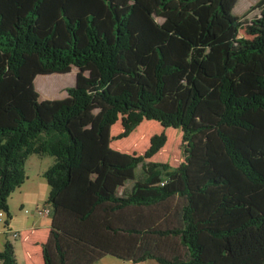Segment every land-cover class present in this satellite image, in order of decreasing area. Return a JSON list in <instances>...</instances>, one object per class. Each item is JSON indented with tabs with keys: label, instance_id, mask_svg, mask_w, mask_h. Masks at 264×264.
Returning <instances> with one entry per match:
<instances>
[{
	"label": "trees",
	"instance_id": "trees-1",
	"mask_svg": "<svg viewBox=\"0 0 264 264\" xmlns=\"http://www.w3.org/2000/svg\"><path fill=\"white\" fill-rule=\"evenodd\" d=\"M238 1L0 0V213L53 157L44 264H264V0ZM74 68L42 101L36 78ZM144 121L182 131L178 168L151 161L164 133L112 148ZM0 264H19L10 241Z\"/></svg>",
	"mask_w": 264,
	"mask_h": 264
},
{
	"label": "rangeland",
	"instance_id": "rangeland-1",
	"mask_svg": "<svg viewBox=\"0 0 264 264\" xmlns=\"http://www.w3.org/2000/svg\"><path fill=\"white\" fill-rule=\"evenodd\" d=\"M262 0H239L235 9L234 15L242 18L247 14L252 6L257 5ZM260 15V9L256 10L247 17L251 20ZM241 36H246L244 31H241ZM78 69L74 68L70 74L61 75L54 74L49 76H38L35 80V88L41 100H63L67 98V90L76 86ZM151 124H154L151 126ZM144 126V130L149 132L148 138L145 140L138 138L140 127ZM121 118L112 129V136L117 137L123 133ZM166 134L167 142L162 150L153 157L151 161L170 165L172 168H178L184 162L183 152V134L181 130L164 129L159 123L154 121H144L128 138L114 140L112 148L123 152L134 154L137 156L144 155L151 146V140L155 136ZM148 162V161H147ZM54 163V158L50 156H36L29 159L26 164L27 180L21 187V190H16L9 199V209L12 220L9 221L4 213V221L0 222V252L4 250L5 243L10 241L16 252L19 264H43V255L41 252L42 243L46 242L51 228V219L48 216H41L38 210L48 209L47 204L50 195V187L43 178V173L49 170ZM141 172V168L137 173ZM134 182L129 181L126 186H133ZM26 198V200H25ZM23 204V205H22ZM24 206V207H23ZM9 221V226L7 222ZM22 225L24 230L22 229ZM28 228V229H26ZM31 228L37 230L34 235V240H37L38 245L33 244V240L25 242L24 237L30 234ZM19 232L23 237L15 239L12 232ZM38 246V247H37ZM32 255V260L29 257ZM97 264H134L120 260L113 256H106ZM140 264H159L156 261L150 260Z\"/></svg>",
	"mask_w": 264,
	"mask_h": 264
},
{
	"label": "crops",
	"instance_id": "crops-1",
	"mask_svg": "<svg viewBox=\"0 0 264 264\" xmlns=\"http://www.w3.org/2000/svg\"><path fill=\"white\" fill-rule=\"evenodd\" d=\"M37 155H33V156H31L30 157V159H32L33 157H36ZM44 157H46V156H44ZM54 164V163H53ZM53 164L51 165V166H53ZM47 171V170H46ZM45 171V172H46ZM45 172H42L43 174L45 173ZM43 176V175H42ZM18 190H21V188L20 189H18ZM20 193H21V195H23V191L21 190L20 191ZM25 200H26V198H25ZM23 205V204H22ZM24 207V206H23ZM12 222H13V220H12ZM23 227H25V226H23L22 225V229L24 230V228ZM26 229H28V228H26ZM32 230H31V232H30V234H28L27 236H25L24 237V241L25 242H28V241H31V240H33V244H35L36 243V245H38V243H37V240H34V235L35 234H37V230H35V229H33V228H31ZM48 231H50V228L47 230V232ZM19 233V232H18ZM20 237L22 238L23 237V234H20ZM45 243V242H44ZM43 244V243H42ZM38 247V246H37ZM41 249H42V247H41ZM41 252H42V250H41ZM29 257H31L30 258V261L32 260V255H30V253H29ZM43 264H44V261H43Z\"/></svg>",
	"mask_w": 264,
	"mask_h": 264
},
{
	"label": "built area",
	"instance_id": "built-area-1",
	"mask_svg": "<svg viewBox=\"0 0 264 264\" xmlns=\"http://www.w3.org/2000/svg\"><path fill=\"white\" fill-rule=\"evenodd\" d=\"M38 214L39 215H41V216H50V214H51V210H50V208H48V209H45V210H38ZM4 221V213H0V222H3ZM12 232V234H13V237L15 238V239H17V238H20V233H18V232H13V231H11Z\"/></svg>",
	"mask_w": 264,
	"mask_h": 264
}]
</instances>
